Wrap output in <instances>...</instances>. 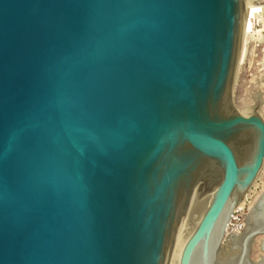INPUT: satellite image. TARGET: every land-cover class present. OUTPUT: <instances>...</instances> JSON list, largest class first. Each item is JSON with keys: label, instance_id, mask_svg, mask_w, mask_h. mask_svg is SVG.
Masks as SVG:
<instances>
[{"label": "water", "instance_id": "1", "mask_svg": "<svg viewBox=\"0 0 264 264\" xmlns=\"http://www.w3.org/2000/svg\"><path fill=\"white\" fill-rule=\"evenodd\" d=\"M248 2L0 0V264H168L208 191L179 264H264V222L220 255L264 163L231 98Z\"/></svg>", "mask_w": 264, "mask_h": 264}, {"label": "rangeland", "instance_id": "2", "mask_svg": "<svg viewBox=\"0 0 264 264\" xmlns=\"http://www.w3.org/2000/svg\"><path fill=\"white\" fill-rule=\"evenodd\" d=\"M231 98L233 106L238 111L250 113L256 110L264 119V30L253 38L245 37L244 43L240 45ZM262 196H264V163L254 183L245 193V198L242 199L243 205L238 213L243 217V226L238 229L239 231L232 227L227 228V234L221 243V256L229 254L227 257H231L237 253L240 237L247 226L248 214H252ZM234 233L237 234L233 235ZM261 240L264 244V235L259 234L251 242L249 256L253 261L263 255L260 248Z\"/></svg>", "mask_w": 264, "mask_h": 264}, {"label": "bare ground", "instance_id": "3", "mask_svg": "<svg viewBox=\"0 0 264 264\" xmlns=\"http://www.w3.org/2000/svg\"><path fill=\"white\" fill-rule=\"evenodd\" d=\"M249 7H250V4L248 3L246 16H247ZM248 26H249V22L245 17L243 37L241 39L242 44L244 43V39L246 37L245 33L247 32ZM241 43H240V45H241ZM238 54H239V51H238ZM245 114H247V113H245ZM212 193H213V191H208V192L204 193L202 196L198 197L197 199L191 201V203L189 204V206H188V208H187V210H186V212H185V214L181 220V223L179 225V228H178V231H177V234H176L173 246H172V250H171V254L169 257L168 264H179V258H180L182 248H183L186 240L188 239V237L191 235L192 231L196 227L205 207L207 206V204L209 202V199L212 196ZM244 195H243V197H244ZM204 196H206V197H204ZM243 197H242V199H243ZM242 199H240V202H239L238 206L236 207V209L243 205ZM254 222L255 223H263L264 222V196L261 197V199L259 200L257 205L254 207L252 214H248V218L246 219L247 226L245 228V231H243V233L240 237V240L238 243L239 244L238 249H239V247H241L242 237L244 236V234L246 232H248L250 230V224H253ZM263 246H264V244H263ZM235 255H236V253H234L230 258L232 259ZM227 258H229V257H227Z\"/></svg>", "mask_w": 264, "mask_h": 264}, {"label": "built area", "instance_id": "4", "mask_svg": "<svg viewBox=\"0 0 264 264\" xmlns=\"http://www.w3.org/2000/svg\"><path fill=\"white\" fill-rule=\"evenodd\" d=\"M250 4L246 19L249 22V30L246 32V37H254L259 35L264 30V0H249ZM241 207L234 210L228 227L240 229L243 226V217L238 213ZM239 231V230H238Z\"/></svg>", "mask_w": 264, "mask_h": 264}]
</instances>
